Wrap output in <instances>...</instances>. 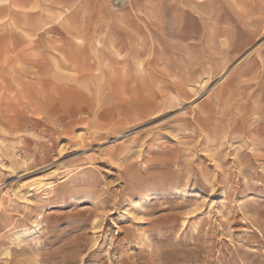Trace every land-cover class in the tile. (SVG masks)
<instances>
[{
	"label": "rangeland",
	"instance_id": "obj_1",
	"mask_svg": "<svg viewBox=\"0 0 264 264\" xmlns=\"http://www.w3.org/2000/svg\"><path fill=\"white\" fill-rule=\"evenodd\" d=\"M0 264H264V0H0Z\"/></svg>",
	"mask_w": 264,
	"mask_h": 264
},
{
	"label": "bare ground",
	"instance_id": "obj_2",
	"mask_svg": "<svg viewBox=\"0 0 264 264\" xmlns=\"http://www.w3.org/2000/svg\"><path fill=\"white\" fill-rule=\"evenodd\" d=\"M207 82H205L206 84ZM204 84V85H205ZM31 172H26L24 175L26 174H29ZM28 183V182H27ZM25 185V183H21V187H23ZM29 187L32 188V187H38V186H49L50 184L46 182V178L45 177H36L35 179H32V181L29 182ZM27 185V186H28ZM52 188V187H51ZM25 190V189H24Z\"/></svg>",
	"mask_w": 264,
	"mask_h": 264
}]
</instances>
